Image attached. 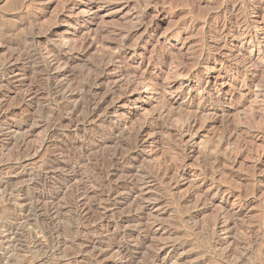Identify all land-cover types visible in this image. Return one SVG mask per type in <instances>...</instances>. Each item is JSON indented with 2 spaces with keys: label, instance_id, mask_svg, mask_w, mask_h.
<instances>
[{
  "label": "rangeland",
  "instance_id": "1",
  "mask_svg": "<svg viewBox=\"0 0 264 264\" xmlns=\"http://www.w3.org/2000/svg\"><path fill=\"white\" fill-rule=\"evenodd\" d=\"M63 43L81 51L63 67L73 85L114 57L117 69L102 88L116 90L105 107L113 113L86 127L94 145L114 150L118 142L100 136L117 124L148 128L134 153L159 176L139 196L147 200L141 216H131L135 196L123 189L115 205L100 209L109 223L97 228L98 214L85 222L74 212L79 182L58 194L61 175L45 177L75 140L73 128L50 137L44 124L58 108L49 65ZM126 70L133 78L122 77ZM0 105V264H124L122 243L133 249L131 264H264V0H0ZM18 132L40 148L35 157L18 152ZM223 136L229 142L221 146ZM53 194L57 224L35 215ZM121 219H131L127 235L116 226ZM77 224L84 246L73 243ZM93 248L103 251L98 263Z\"/></svg>",
  "mask_w": 264,
  "mask_h": 264
},
{
  "label": "bare ground",
  "instance_id": "2",
  "mask_svg": "<svg viewBox=\"0 0 264 264\" xmlns=\"http://www.w3.org/2000/svg\"><path fill=\"white\" fill-rule=\"evenodd\" d=\"M146 31H148V30L146 29ZM219 36H220V33H219ZM34 37H35L34 34L31 35L32 40H34ZM32 44H34V43H32ZM60 45H62L63 47H66V49H62L60 51L62 53L61 55L56 54L57 53L56 52L55 53L56 55L53 56L52 55L53 52L49 51V54H51V52H52L51 56H53V60L50 62L49 66H50V69L53 70V80L55 81V86H54L53 92H54L55 98L58 102V108L49 113V115H50V116H48L49 121L48 122L46 121V123H44V124L46 127L45 130L50 132V137L52 135L56 134L59 131V129L64 127V126H67L69 128H73L74 133H75V135H74L75 140H73L71 147H69V146L64 147V149H66V150H63V152L60 153L59 155L54 154L55 156H54V160L52 162L53 166L52 167L50 166L51 168L48 169V172L46 173L45 177H47L48 179L49 178L55 179L58 175H61L59 177H62L63 184L61 183L62 184L61 191H59L58 194H61L62 191L65 192L66 190H68V186L73 184L72 182H79L78 188L75 189L76 191H75L74 199H73L74 200L73 204L75 207L74 212H76L77 215L80 217V219L82 221H85V222L93 221L92 218H94V215L98 214L99 215V220H98L99 223H98V225H96L97 228H99V227L102 228L105 225V223H109L106 219L108 217L107 213H104V212L102 213L100 209L107 211L110 206L115 205V201L117 200V198L120 196H123V191H121L123 189L129 190L128 194L131 195L133 193L134 195H132V196H135V200L132 203L133 205H132L131 211H130L131 216L132 217L141 216L144 214V212L146 210L145 206L142 204L143 203L142 201H144L145 199L142 198L141 201H139L138 199H140L142 197V195L148 190V187H147L148 183L153 181V180L155 181V179H157L159 176V173H155V172L152 173V171L144 168L142 166L143 164H139L138 158H137L136 154L134 153L137 149H139L141 140H143L142 137H143L144 133L147 132L148 128H141L140 127L137 129H133L132 131L126 130L127 131L126 132L124 130L125 128L123 129V127H121L119 124H117L115 126L109 127L105 132H102V135L100 136V139H102V142H103V139L114 141V143L118 142V146L114 150H112L111 152L110 151L109 152H102L100 150L101 145H99V146L96 144L94 145V143H95L94 136L95 135L92 133V131H91L92 134H90L89 131L86 130V127L89 124L95 123L96 120H98V121L102 120V119L105 120V118L107 117L108 114L113 113V111H111L110 109L105 110V107H106L108 97L114 95L116 93V90H109L108 89L109 91L107 92V94H102V88H103V84L105 83V81L108 82L111 75L113 74V71H115V69H117V68H114V67H116V64L113 62L114 57H112V55L102 57L101 63L99 64L98 68L86 69L85 73H87V80H86L87 83L80 84V85H73V84H71V82H69V81H71V80H69V78H70L69 75H73V73L71 72V70H69V68H63V67H68L69 64H71L70 60H72V54L76 51H79V50L76 46H71V44L66 45L65 43H63ZM80 47H79V49H80ZM87 47H89V46L87 45ZM60 48H62V47L60 46ZM79 52H81V51H79ZM28 55H30V54H28ZM120 55L122 56V54H119L118 56H120ZM118 58L119 57H116V59H118ZM121 60H120V62H121ZM197 64H198V62H197ZM201 65H203V64H201ZM186 67H188V65L187 66H186V64L183 65V63H181V62L179 63V65H177V68H181L184 70L186 69ZM62 69L67 70V71L64 73H61ZM75 75H77V74H75ZM133 76H134V73L132 74L130 72V70H126L125 72L122 73V77H125L127 79H131V78H133ZM65 78H66V81L64 80ZM67 79H68V81H67ZM110 83H112V82H110ZM132 83H134V82L129 81L128 85L131 86V85H133ZM129 86L123 87L124 90H127ZM106 89H107V87H106ZM28 92H30V91H28ZM30 93H32V92H30ZM27 95H29V94H27ZM56 113H57V117H56ZM202 113H204V112L202 111ZM111 115L113 116V114H111ZM5 117H6V114H4V107H2L0 105V120H2ZM108 120H110V119H108ZM195 122L194 121L188 122L187 127H188L189 131H191L194 128V126L196 125ZM114 123H116V122H114ZM161 128H162V126H161ZM184 131H185V129H184ZM189 131H187V132H189ZM17 138L18 139L15 138L16 139L15 143H17L16 148L19 150V151L18 150L17 151L20 152L22 154V156L26 155L30 158L32 156L35 157V155H37L39 153L40 148L37 149L36 146L32 145V143H28V137L25 134L18 132ZM119 139H121V140H119ZM52 140H53V138H52ZM29 142H30V140H29ZM227 142H229V138H226L223 136L222 140H220V145L224 146ZM49 144H51V143H49ZM220 145H219V148H220ZM60 148H62V147H60ZM19 157H20V155H19ZM16 160H17V158H16ZM18 161H20V159ZM9 163H10V161H9ZM7 168L10 169V168H12V166L7 165ZM86 172H88L91 175V176H89V179L93 180L92 183H90L91 185L93 184V186H91L88 181H85V182L82 181V179L85 178L84 174ZM116 176H118L119 179H122L123 182L122 183L114 182L113 178ZM87 178H88V176H86V180H87ZM95 186L96 187L98 186V189H99L98 192L94 191ZM22 190L23 189H20L18 191V193L20 194L22 192ZM48 195H49V193H48ZM11 196L13 197V195H11ZM139 196H141V197H139ZM54 197H55L54 194H53V196H43L42 197L43 200H45L46 203L48 204V206H50L51 208L48 207L46 210H43L42 209L43 207L41 208V207L37 206L35 209V215L37 218H41V217L43 218L44 216L48 217L50 219V221H52V223L57 224V220H58L57 217L60 214H59L58 210L54 207L55 206L54 205V202H55ZM13 198H15V197H13ZM93 198L96 199V205L94 204L95 206L93 204H91ZM33 201H35V200H33ZM145 201H147V200H145ZM23 202H24V204L22 203L24 205L23 207H25V205H26L27 207L31 208L32 205L34 204L33 202H31V200H27V199L24 200ZM36 203H39V202H36ZM43 206H45V205H43ZM30 208H28V209H30ZM42 211L44 212V214L42 213ZM92 212H94V215L92 214ZM32 214L34 215V213H32ZM130 214H129V216H130ZM75 216H76V214H75ZM130 220L131 219H121L120 222L116 225L119 229H121L123 235H127V233H129V231H130V230H128L129 226L125 225L126 223L131 222ZM92 223H95V222H92ZM48 226H50V225H48ZM136 227H138L137 231L141 230L140 229V227H141L140 223L136 224ZM73 229L78 233V237L74 239L73 243H75V245H78V246H84V242H83V238H82L84 236L83 228L80 226V224H77L76 227ZM18 230H20V229H18ZM22 230H24V229H22ZM61 236L63 237V235H61ZM5 237H8L7 241H9L10 243L12 240H14V237H16V235H15V232L12 229V227L10 230L7 231V234L5 235ZM33 238H35V237H33ZM57 238L59 239V237H57ZM18 240H20V239H18ZM25 241H26V239H25ZM16 242H17V240H16ZM41 244H43V243H41ZM16 245H18V243ZM12 247L15 248V246H12ZM118 248H120L119 252H118V255L121 257L120 261L123 262L124 264H131V262H132V259L130 258L131 256L127 255L128 251L132 252V250H133L130 243H122L121 247H118ZM37 250H39V249H37ZM93 250H95V251H93L94 253H91L90 256H92L94 258L93 260L98 263V261L100 260V257L103 254V251L102 250L98 251L96 248H93ZM87 251H88L87 249H83V250L81 249L80 254L84 255V253H86ZM128 254H130V253H128ZM42 261L43 260H41V262ZM79 263H80V261H79Z\"/></svg>",
  "mask_w": 264,
  "mask_h": 264
}]
</instances>
